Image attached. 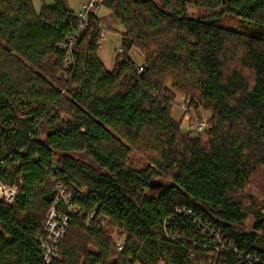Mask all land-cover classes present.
<instances>
[{
	"label": "trees",
	"instance_id": "obj_1",
	"mask_svg": "<svg viewBox=\"0 0 264 264\" xmlns=\"http://www.w3.org/2000/svg\"><path fill=\"white\" fill-rule=\"evenodd\" d=\"M34 1L0 0V180L19 190L0 264H264V0H100L124 30L111 70L96 12ZM174 91L209 113L206 138L183 133ZM56 184L80 214L47 263Z\"/></svg>",
	"mask_w": 264,
	"mask_h": 264
},
{
	"label": "rangeland",
	"instance_id": "obj_2",
	"mask_svg": "<svg viewBox=\"0 0 264 264\" xmlns=\"http://www.w3.org/2000/svg\"><path fill=\"white\" fill-rule=\"evenodd\" d=\"M87 0H68L66 2L67 9L73 11L77 15H81L84 12L83 4H85ZM54 0H35L34 7L38 14H41L43 8L45 6H53ZM98 18L101 21V25L106 31L104 32L107 36L105 40L101 42L99 56L104 62L105 66L108 70L113 69L116 56L121 49L122 38L121 33L124 32L122 27L117 23L114 15L104 7H99L96 12ZM190 14L192 16H197L198 12L194 8L190 9ZM229 19L220 20V23L223 25H227L229 23ZM131 59L135 61L137 64H142L143 55L140 52L134 50L131 55ZM170 86H172L170 84ZM176 99L173 105L172 114L173 117L177 121H182V130L184 134L193 133V136H203L206 138V129H208V121H209V113L205 111H200L196 113L194 110H190V101L188 98L177 91H174ZM206 122L207 126L204 131L196 132L193 128L196 121ZM134 158L139 159L142 158V154L138 152H134ZM85 194L88 193V190L84 191ZM252 228V219L248 220L243 229L245 232L251 231ZM109 236L113 239V242L117 244H124L125 236L121 235L118 230H110Z\"/></svg>",
	"mask_w": 264,
	"mask_h": 264
},
{
	"label": "built area",
	"instance_id": "obj_3",
	"mask_svg": "<svg viewBox=\"0 0 264 264\" xmlns=\"http://www.w3.org/2000/svg\"><path fill=\"white\" fill-rule=\"evenodd\" d=\"M100 0H87L83 4L84 12L80 15L82 21L86 20V15L90 11L97 12L99 9ZM107 38L106 34H102L101 42ZM101 46V43H100ZM123 50L120 49L119 53ZM207 126L206 122L196 121L193 128L196 132H202ZM55 192L57 198L52 206L47 220L45 222L44 231L38 237V241L42 247V251L47 263H51L54 259L60 258V247L68 232L70 225V215L80 214V209L73 203V195L68 192L62 184H56ZM19 190L17 186H11L0 180V201L13 205L18 197ZM63 204V208L60 205ZM179 211V210H178ZM191 215V212L188 211ZM203 234L210 235L215 239V245L217 247H233L232 243L225 242L221 233L215 229L206 227ZM118 250L121 251L123 244H117ZM235 254H239V251L235 249ZM247 261H252L251 256L243 254L242 256Z\"/></svg>",
	"mask_w": 264,
	"mask_h": 264
},
{
	"label": "crops",
	"instance_id": "obj_4",
	"mask_svg": "<svg viewBox=\"0 0 264 264\" xmlns=\"http://www.w3.org/2000/svg\"><path fill=\"white\" fill-rule=\"evenodd\" d=\"M101 22V21H100ZM103 27V26H102Z\"/></svg>",
	"mask_w": 264,
	"mask_h": 264
}]
</instances>
